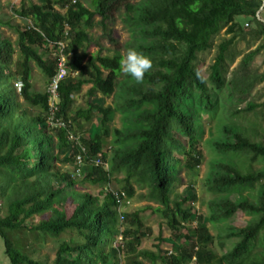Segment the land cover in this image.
I'll return each instance as SVG.
<instances>
[{
    "label": "trees",
    "instance_id": "16d2710c",
    "mask_svg": "<svg viewBox=\"0 0 264 264\" xmlns=\"http://www.w3.org/2000/svg\"><path fill=\"white\" fill-rule=\"evenodd\" d=\"M72 1L41 0L26 7L20 0L16 15L30 24L13 29L14 41L0 26V241L7 264H119L120 254L128 264H141L138 259L153 264H264V166L254 167L256 162L264 163V143L257 140L254 127L229 122L215 143L217 163L208 190L217 201L211 203L208 221H228L237 211L249 216L244 228H227L226 238L237 239L229 249L218 255L208 248L212 236L202 216L197 217L201 221L197 228H186L194 221L193 188L170 199L181 171L199 165L202 116L213 118L218 111L226 118L233 115L229 110L234 102L249 97L264 81V74L250 72L253 60L264 50V23L257 18L264 0H141L134 7L126 6V12L132 13L125 22L134 48L152 60V68L139 83L127 75L117 81L116 57L98 52L85 61L88 32L99 28L111 40L105 22L121 0H95L92 11ZM222 30L228 38L217 45L204 79L195 67L197 56L213 47ZM247 38L261 42L226 76L229 63L237 57L231 48ZM65 39L69 73L57 90L54 120L65 125L69 121L68 130L86 149V164L78 177L74 168L78 149L65 130L49 122L47 88L57 65L56 44ZM33 66L45 79L44 91L33 90ZM84 86L89 87L88 96L115 95L120 107L107 106L102 97L71 115L73 97ZM257 107L264 110V101L260 106L247 103L234 114ZM117 111L122 125L112 129ZM93 118L96 128L86 138L79 136L76 129ZM111 130L110 162L107 168L95 167L90 159L99 157L106 163L104 145ZM120 173L124 185L116 191L125 192L127 198L134 192L133 184L148 187L149 199L158 204L153 212L171 232L173 253L163 256L140 248L146 230L138 212H118L109 192ZM90 187L102 199L86 189ZM45 210H50L49 218L33 224L34 216ZM27 236L40 245L46 238L55 240L54 257L40 259L33 248L26 251Z\"/></svg>",
    "mask_w": 264,
    "mask_h": 264
},
{
    "label": "rangeland",
    "instance_id": "374dc122",
    "mask_svg": "<svg viewBox=\"0 0 264 264\" xmlns=\"http://www.w3.org/2000/svg\"><path fill=\"white\" fill-rule=\"evenodd\" d=\"M19 1L20 0H0V26L6 32L8 36L11 37V40L14 41L16 35L14 34V28L16 27H26L30 24V21L19 18L16 15V11L19 10ZM89 10L94 9L95 0H78ZM141 0H121L119 5L115 6V10L111 11L105 22L107 26V31H110L111 40L104 35L102 30L99 28H93L88 32L89 43L86 44V58L87 61L91 55H95L98 52H101L105 56L116 57L118 58V69L115 71V76L117 81L123 80L125 74L120 71L119 60L125 53L126 49L134 48V43L132 41L133 36L129 30V25L125 22L126 16L131 17L132 13L126 12V6L134 7ZM41 0H25V6L28 7L30 3L38 4ZM259 17L264 21V8L260 12ZM242 21V19H239ZM251 26V25H250ZM228 38L224 35V30L214 38L213 47L197 56L195 62V67L200 75L207 79L210 74V66L214 62V57L217 52V45L222 39ZM261 40L253 41L251 38H247L244 41H238L231 48V51L237 55L233 63H229L228 71L226 76H230V73L236 68L241 57L250 50H254ZM52 52L50 53V55ZM250 72L252 75L261 76L264 74V50H262L253 60ZM37 85L38 90H45V79L41 72L33 66L32 71V80ZM10 85H13L12 77L10 79ZM43 83V84H42ZM89 90L88 86H84L82 91L73 97V108L71 115L79 109H85L88 104L100 102L102 97L106 98L105 104L107 106L120 107V101L115 98V95L106 96L102 95L99 92H95L91 96L87 95ZM246 99V100H245ZM264 101V81L255 85L254 89L251 91L249 97L242 99L241 102H234V105L229 110V113L233 115H227V118L221 115L222 112L218 113L212 118L209 115H203L200 122L198 130V150L200 153L199 165L194 167L192 171L183 170L179 175V182L176 184L173 189V193L170 195V199H176L183 192V190L188 189L189 187L193 188L196 193L195 201L190 205L192 215L194 216V221L189 222L186 225V228L195 229L200 224V220L197 219L198 216H202L205 219V225L212 236V243L209 244L208 248L211 249L214 253L222 255L225 250L229 249L232 244L236 242L237 239L226 238V232L228 227H234L236 229L244 228L249 222V216L243 214L241 211H237L230 220L225 222H216L212 224L211 221H208L212 210V202L217 201V197L209 192L208 182L209 175L214 169H216L217 163V152L215 143L221 137V128L223 125L230 124L229 122H236L242 127L249 128L254 127L256 129L257 140L264 143V110L261 107H257L254 111L248 113H240L235 115L234 110L243 109L247 103L260 106ZM228 106V105H227ZM119 111V110H118ZM115 112L112 119L111 127L112 129H120L122 125L121 115ZM97 122L93 118L91 122H83L80 125V128L76 133L86 138L89 135V131L93 128H96ZM114 138L113 131L109 133V139L106 140L104 149L107 164L110 162L112 156V141ZM63 170H67L66 165H62ZM264 166L263 162L254 163V167L259 168ZM70 171L72 169H69ZM118 181L112 182L109 186L113 190H120L123 187V182L121 181L124 177L122 173L115 176ZM81 180V178H77ZM134 192L133 194L126 199L121 207V211L127 214L138 212L139 218L144 224L146 236L142 240L141 249L149 251L154 254L166 255L172 252L170 240L171 232L166 225L164 219L160 214L153 212L158 206V204L149 199V189L146 186H138L133 184ZM91 190L94 195L99 196L102 199V195H99L96 189L90 187L86 188ZM66 212L70 214L71 209L67 208ZM50 210H45L33 218V224H37L41 220H46L50 216ZM123 228L121 227V230ZM29 234V233H28ZM63 237V236H61ZM33 238L27 236L24 241L25 250L28 251L29 248L35 250L36 257L40 259L50 260L54 257L55 252V240L51 238H46L45 242L40 245L39 243L34 244ZM119 241V238L117 239ZM116 241V242H117ZM173 253V252H172ZM141 264H153L148 259H138ZM127 258L120 254L119 264H128ZM0 264H7V259L3 253V245L0 241ZM154 264H161L157 261ZM193 264V263H192Z\"/></svg>",
    "mask_w": 264,
    "mask_h": 264
},
{
    "label": "built area",
    "instance_id": "2783aa9c",
    "mask_svg": "<svg viewBox=\"0 0 264 264\" xmlns=\"http://www.w3.org/2000/svg\"><path fill=\"white\" fill-rule=\"evenodd\" d=\"M72 3H75V0L72 1ZM64 38H67L68 36V26L67 24H64ZM68 44V40L65 39L62 42L57 43V52L54 54V57L57 59V65L55 69V74L51 78L50 83L48 84L47 93L49 94V122H51L52 126H55V128H61L67 132V139L75 144L76 148L78 149V152L74 154V168H75V174L76 176H80L82 173V168L85 165L86 160V149L84 146H82L79 143V138L71 131L68 130L70 128L71 123L68 121L67 125L65 123L54 120L55 112L57 111L58 106V96H57V90L65 78L68 75V67H67V54H65L64 50L66 49ZM17 87V90L20 89V84L15 85ZM92 164L96 167H101L104 165L102 160L100 158H96L94 160H91ZM109 192L112 194V197L114 198L115 202L119 205L118 206V212L120 211L123 203L126 201L127 196L125 192H119L113 189H109ZM121 212V211H120ZM123 220L122 216L120 215V222ZM120 239V238H119Z\"/></svg>",
    "mask_w": 264,
    "mask_h": 264
},
{
    "label": "clouds",
    "instance_id": "9594fccd",
    "mask_svg": "<svg viewBox=\"0 0 264 264\" xmlns=\"http://www.w3.org/2000/svg\"><path fill=\"white\" fill-rule=\"evenodd\" d=\"M119 68L122 73L133 79L135 82L139 83L143 81L145 73H147L152 68V60L149 56L145 55L144 53L136 50L135 48L130 47L126 49L125 53L120 58ZM103 167L107 168V162L104 163Z\"/></svg>",
    "mask_w": 264,
    "mask_h": 264
},
{
    "label": "crops",
    "instance_id": "0c3cea01",
    "mask_svg": "<svg viewBox=\"0 0 264 264\" xmlns=\"http://www.w3.org/2000/svg\"><path fill=\"white\" fill-rule=\"evenodd\" d=\"M32 87H33V90L34 91H37V92H41L42 91V89L41 90H38V88H37V85H40L39 83L38 84H36L35 82H34V79L32 80ZM43 84V83H42ZM46 84V83H45ZM44 91V90H43Z\"/></svg>",
    "mask_w": 264,
    "mask_h": 264
},
{
    "label": "water",
    "instance_id": "95a60500",
    "mask_svg": "<svg viewBox=\"0 0 264 264\" xmlns=\"http://www.w3.org/2000/svg\"><path fill=\"white\" fill-rule=\"evenodd\" d=\"M263 8H264V2L262 3V6L260 7V9H259L258 12H257V18H258L261 22L264 23V21H262V20L260 19V17H259V14H260V12L263 10Z\"/></svg>",
    "mask_w": 264,
    "mask_h": 264
}]
</instances>
